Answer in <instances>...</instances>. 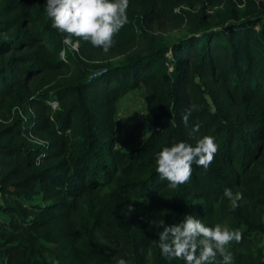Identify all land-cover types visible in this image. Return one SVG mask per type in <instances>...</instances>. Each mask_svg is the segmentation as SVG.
<instances>
[{
  "label": "trees",
  "instance_id": "16d2710c",
  "mask_svg": "<svg viewBox=\"0 0 264 264\" xmlns=\"http://www.w3.org/2000/svg\"><path fill=\"white\" fill-rule=\"evenodd\" d=\"M45 6L0 0V264H116L100 237L127 264H184L158 237L187 215L242 232L233 264H264V0H129L107 53L65 42ZM139 85L151 129L121 150L114 105ZM205 135L213 162L170 188L157 154Z\"/></svg>",
  "mask_w": 264,
  "mask_h": 264
},
{
  "label": "clouds",
  "instance_id": "9594fccd",
  "mask_svg": "<svg viewBox=\"0 0 264 264\" xmlns=\"http://www.w3.org/2000/svg\"><path fill=\"white\" fill-rule=\"evenodd\" d=\"M128 6L129 0H46L45 10L52 27L66 34L65 42L76 37L107 53L116 34L128 23ZM173 11L179 14L180 8ZM189 116L187 113L182 117L186 125ZM217 152L218 145L212 136H203L195 146L178 142L157 154L156 172L175 189L191 180L193 163L207 170ZM224 196L231 201L233 209L239 207L238 202L243 198L242 193H233L227 188ZM160 226L163 227L158 237L161 254L169 260H182L184 264H215L217 254L222 257L221 264H233L228 245L243 239L240 230L220 224L206 226L194 215H187L182 222L171 225L161 220ZM119 264H125V261L120 260Z\"/></svg>",
  "mask_w": 264,
  "mask_h": 264
},
{
  "label": "rangeland",
  "instance_id": "374dc122",
  "mask_svg": "<svg viewBox=\"0 0 264 264\" xmlns=\"http://www.w3.org/2000/svg\"><path fill=\"white\" fill-rule=\"evenodd\" d=\"M164 36H177L179 35L180 29L165 27L163 30H159ZM69 42V40L67 41ZM41 46L46 49H50V45L47 42H42ZM72 47L76 46V42L71 43ZM90 53L93 52L89 51ZM61 53V52H60ZM118 55L111 57L110 59L117 58ZM62 69V70H61ZM62 72L66 71V74H70V70L61 68ZM32 79L27 80L30 84ZM143 87L141 85L134 88V90L128 92L124 96L120 97L114 105V111L112 115L113 124V147L119 148L121 150H130L135 148L144 136L150 131L151 125L150 120L147 117L145 110L144 100H143ZM51 108L55 107L56 103L54 101H49ZM32 104L28 103L27 112L34 114V108ZM38 109L42 110L40 107L36 106ZM32 139L38 143H41V139L37 136L31 135ZM100 242L104 246L107 254L112 260L119 264L120 260H124L127 264V259L125 253L114 243L108 239L100 237ZM264 244V243H263ZM222 257L218 258V264H221ZM53 262L52 264H54Z\"/></svg>",
  "mask_w": 264,
  "mask_h": 264
}]
</instances>
